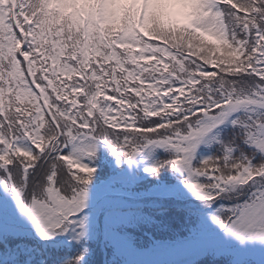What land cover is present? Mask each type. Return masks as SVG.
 <instances>
[{
  "label": "snow or ice",
  "instance_id": "snow-or-ice-1",
  "mask_svg": "<svg viewBox=\"0 0 264 264\" xmlns=\"http://www.w3.org/2000/svg\"><path fill=\"white\" fill-rule=\"evenodd\" d=\"M0 264H264V0H0Z\"/></svg>",
  "mask_w": 264,
  "mask_h": 264
}]
</instances>
